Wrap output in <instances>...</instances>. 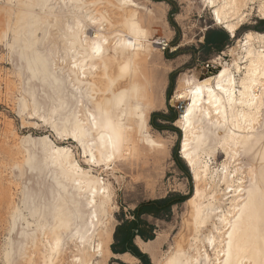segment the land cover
I'll return each instance as SVG.
<instances>
[{
    "label": "bare ground",
    "instance_id": "6f19581e",
    "mask_svg": "<svg viewBox=\"0 0 264 264\" xmlns=\"http://www.w3.org/2000/svg\"><path fill=\"white\" fill-rule=\"evenodd\" d=\"M5 1L11 6L20 5L13 11L12 19L16 24L7 26L15 35L20 28L29 26L25 31L33 38L40 22L57 19L54 14L56 0ZM61 1L72 19L71 24L65 23L66 31H62L68 37L69 51L72 49L69 52L71 61L65 64V60L63 66V61L54 54L33 49L35 40L27 41L31 51L25 58L26 70L40 77L56 93V100L44 115L51 119L55 111L58 116L54 118L61 127L88 129L91 120L88 113L96 105L106 104L114 115L123 117L124 142L111 167L105 166L91 174L81 173L72 166L77 161L63 155L67 145H58L52 140L45 144L39 138L34 142L28 135H23L14 145L24 148L22 163L34 161L38 149L42 163L52 167L56 203L52 202L51 209L50 205L43 206L51 220L42 215L44 220L36 223L47 250L43 264L54 262L52 256L60 251L63 237L68 234L74 244L69 264H107L112 255L109 249L112 228L106 226L103 219L111 205L113 188L99 171L110 169L112 172L115 163L134 170V163L147 157L159 162L158 155L163 151L161 141L148 129L149 113L160 103L138 76L140 66L151 57L154 47L149 41V28L143 25L140 15V10L146 7L136 0L139 7L131 10L121 6L123 0ZM254 2L257 13L264 17V0H203L212 8L214 24L221 25L217 21L219 16L227 24V28H223L231 37L234 32L228 29L236 31L239 28L247 15L244 13L255 8ZM146 14L150 18L153 12L148 10ZM134 25L140 32L138 38L132 34ZM87 26L94 31L88 34ZM129 34L136 41L132 47L125 46L131 42L127 40ZM244 39L248 40L247 44L243 43ZM105 40L109 43L104 44ZM96 44L103 49V58L94 55ZM229 51L231 62L221 65L216 73L196 80L180 78L177 82L175 98L187 100L175 124L183 133L180 155L195 181L194 191L185 201L188 207L185 224L194 239L183 246V235L179 236L169 252L158 258L157 250L164 236L158 234L149 241L138 238L153 264H198L201 258L204 264H212V261L224 264L225 260H229V264L241 261L261 264L264 260L261 255L264 249V226L261 225L264 210V83H261L264 80V31H246ZM120 94H123V104L117 107ZM19 100L22 109L42 111L32 93L30 98L20 96ZM217 151L224 155V160L220 167L212 170L208 158ZM29 210L34 213L32 216L37 213L34 205L29 206ZM17 212L18 208L14 207L11 217ZM25 225H29L26 219ZM33 233L22 231L25 237ZM229 233L233 240L231 256L228 255ZM241 248L246 251H238ZM4 253L9 257V250ZM121 257L126 261L137 260L129 253Z\"/></svg>",
    "mask_w": 264,
    "mask_h": 264
},
{
    "label": "rangeland",
    "instance_id": "374dc122",
    "mask_svg": "<svg viewBox=\"0 0 264 264\" xmlns=\"http://www.w3.org/2000/svg\"><path fill=\"white\" fill-rule=\"evenodd\" d=\"M136 1L146 7L145 10H140V15L143 25L149 28V41L153 42L152 46L154 47L151 57L147 58L143 66H140L138 76L140 81L146 85L147 91L160 103L157 108L149 113L148 129L156 139L161 141L163 151L158 155L159 162H155L152 157H147L134 163V170L125 169L120 163H115L112 172L110 169L107 170L108 172L99 171L101 177L106 178L113 188L111 205L107 208L108 214L103 220H105L106 226L112 228L109 243L111 251L110 245L116 226L124 219H131L132 211L139 203L163 198L170 194L185 196L184 201L171 206L170 213L166 216L157 218L144 214L145 220L154 227V236L151 240H154L158 234L164 236L157 250L158 258H162L169 252L179 236L183 235V246L194 239V234L190 233V229L185 224L188 214L185 201L192 195L195 181L187 162L180 155V141L183 133L182 129L175 124L176 119L182 112L180 105L185 106L187 100L175 98L177 82L180 78L196 80L206 77L216 73L224 63H230L232 55L229 53V49L236 44L237 39L241 38L246 31L263 32L264 17L257 13V3L254 2L252 6L255 8L250 13L247 12L242 24L236 30L240 32V35L235 36L234 33V36L231 37L222 25L214 24L211 14L212 8L205 5L203 0H172V4L167 5L162 0ZM5 2V0H0V264H43L47 250L44 245V237L36 229V223L44 220L42 215L51 220V217L47 216L48 210L43 209V206L50 205L51 209L52 202L56 203V188L51 174L52 167L42 163V156L38 149L35 152L37 154L34 161L30 164L22 163V155L25 153L24 148L19 149L14 144L19 138L28 135V133L24 129L17 131L15 116L18 111L22 110L20 96L30 98V93H32L42 107L44 114L49 111L52 101L56 100L54 90L40 77L32 76L26 70L25 58L31 51L30 48L28 50L29 43L27 41L35 40L33 49H40V52L46 54L50 52V55L52 53L56 56H54L55 58L58 57L63 61L62 65L65 60V64H67L71 61V57H69L71 53L69 52H72V49L70 51L68 49L70 45L64 32L66 31L65 26H67L65 23L70 22L69 24H71L72 19L68 15V9H65L67 8L66 4L61 0H56L55 5H53L57 19L53 21L47 19L46 22H40L36 27L38 30L36 29L33 38H29L25 31L30 29L29 26L20 28L18 35H15L8 28V24H16L12 19L13 11H16L20 5L15 7ZM173 4L175 8H173ZM148 10L153 12L150 18L146 14ZM58 12L61 14L59 15ZM169 13H171V19L174 22L178 23L181 14H184L191 21V24L188 25L189 34L187 35L185 25L179 24V40L175 44L172 42L176 38L175 30L171 34H166V29L169 26L167 19ZM162 16L165 19L161 23ZM10 20H13L14 23H11ZM201 25L203 27H200ZM192 26H196L201 33L199 43L196 42V33L192 31ZM85 31L89 34L94 29L87 26ZM207 31H223L226 33L227 41L222 50L203 46ZM12 35L14 37H11ZM233 39H235L234 44L230 43ZM160 40L168 42L165 50H162L161 46L157 44ZM180 47L189 50L183 52L180 51ZM217 51L219 54L214 56L213 53ZM174 53L178 54L174 55ZM207 62H213L215 65V68L210 72L203 68ZM171 110L176 113L174 121L162 120L158 116L152 119V113L169 115ZM59 113L61 112L59 111ZM56 116L58 115L56 114ZM151 120L159 123L162 129L152 126ZM51 140L58 145H67L66 141L59 140L55 136ZM208 159V163L213 170L217 166L220 167L224 155L217 151ZM33 205L37 212L34 216H32L34 213L29 210V206L32 207ZM14 207L18 208V212L12 218L10 214ZM25 219L29 221L28 227L25 225ZM23 230L33 231L34 233L25 237L22 235ZM68 237L69 234L64 235L60 251L52 256V262L54 261L52 264H69V255L74 252V249L72 250L74 244L72 241L70 242ZM139 239L144 241L141 238ZM139 239H135L134 244L142 253L147 255L149 264H153L149 252L142 250ZM5 250H9V257L4 256ZM122 254L124 253L119 255L112 253L107 260V264L109 262L115 264L116 261H120V264H142L132 254L129 253L137 260L126 261L121 257Z\"/></svg>",
    "mask_w": 264,
    "mask_h": 264
},
{
    "label": "snow or ice",
    "instance_id": "6c2138e0",
    "mask_svg": "<svg viewBox=\"0 0 264 264\" xmlns=\"http://www.w3.org/2000/svg\"><path fill=\"white\" fill-rule=\"evenodd\" d=\"M162 2L167 4H172V0H162ZM125 9H136L139 7L138 3L135 0H123L122 5ZM183 6V5H181ZM246 7V6H245ZM173 8L175 5L173 4ZM247 14L246 12L244 13ZM165 18L161 17V23ZM168 28L166 29V34H171L173 30L176 32V38L172 41L174 44L179 40L180 28L179 24L185 25V33H188V25L191 24V21L184 15L178 18V23L172 21L171 13L168 17ZM217 21L222 25V27L227 28V24L220 20L217 16ZM95 23V22H94ZM200 27H203L201 25ZM133 33L137 38L140 35L139 29L136 26H133ZM192 31L196 33L195 39L199 43L201 33L197 30L196 26H192ZM230 32H234L235 36H239L240 32L235 31L234 29H228ZM264 31V30H262ZM132 34L127 35V40L131 41L126 43L125 46L132 47L136 41L132 40ZM104 44H108L109 41L105 40ZM230 43H235L233 39ZM244 44L248 43L247 39L243 40ZM179 47V45H178ZM189 49L185 47H180V51L186 52ZM94 55L100 58H103V49L99 44H96L93 48ZM178 53H174L176 55ZM218 51L213 53V55H218ZM73 67H76L74 64ZM123 71V70H122ZM221 76L224 73H220ZM251 75H255L252 73ZM264 83V80L261 81ZM115 84V81H113ZM200 89H197L199 92ZM264 100V98H262ZM123 104V94H120V99L117 103V107ZM139 112V109H137ZM55 111L52 112V117L49 118L47 115L39 110L33 109H22L16 113V129H24L28 136L33 138L35 142L36 138L43 141L45 144H48L52 137L55 136L57 139L66 141L67 146L63 149V155L74 159L77 161L76 164L72 165L76 168L77 171L89 174L105 168V166H111L114 162L117 153L121 151V146L124 142V128H123V117L114 115L111 108L106 104H98L95 109L88 113L91 117L90 127L88 129H83L77 126L75 129H70L67 125L61 127V125L55 120ZM143 120V116H141ZM60 149H57L59 152ZM99 153V155H97ZM231 191V189H229ZM261 225L264 226V210L261 214ZM232 233H229L228 239V255L232 254ZM238 251H246V249L241 248ZM261 255H264V249H261ZM111 264V262H109ZM115 264H120V261H116ZM198 264H204V259L201 258L198 261ZM212 264H219L218 261H212ZM224 264H229V260H225ZM243 264V261L240 262ZM261 264H264V260L261 261Z\"/></svg>",
    "mask_w": 264,
    "mask_h": 264
},
{
    "label": "trees",
    "instance_id": "16d2710c",
    "mask_svg": "<svg viewBox=\"0 0 264 264\" xmlns=\"http://www.w3.org/2000/svg\"><path fill=\"white\" fill-rule=\"evenodd\" d=\"M227 41V35L223 31H207L204 36L203 46L214 47L216 50H222ZM152 119L158 116L162 120L174 121L176 118L175 112H170L169 115L163 113H152ZM151 125L157 129H162L159 123L150 121ZM185 196L170 194L163 198L143 201L139 203L132 211L131 219H124L118 224L113 233V242L110 245L114 253H130L138 258L142 264H149V259L145 253H142L134 244L133 239L136 235L140 236L142 240L147 241L153 238V234H146V227L152 229L145 219L141 216L144 214L152 215L160 218L170 213L171 206L175 203L184 201Z\"/></svg>",
    "mask_w": 264,
    "mask_h": 264
},
{
    "label": "built area",
    "instance_id": "2783aa9c",
    "mask_svg": "<svg viewBox=\"0 0 264 264\" xmlns=\"http://www.w3.org/2000/svg\"><path fill=\"white\" fill-rule=\"evenodd\" d=\"M157 44H158L159 46H161V49H162V50H165L166 47L168 46V42H167V41H163V40L158 41ZM203 68H205L206 71L210 72V70H212L213 68H215V65H214L213 62H210V63L207 62V63H205V65H204ZM182 103H183V102H182ZM184 107H185V106H183L182 104L180 105V109H181V111H183Z\"/></svg>",
    "mask_w": 264,
    "mask_h": 264
},
{
    "label": "crops",
    "instance_id": "0c3cea01",
    "mask_svg": "<svg viewBox=\"0 0 264 264\" xmlns=\"http://www.w3.org/2000/svg\"><path fill=\"white\" fill-rule=\"evenodd\" d=\"M144 216L145 215H142L141 217L143 218V219H145L144 218ZM150 224V223H149ZM145 232H146V234H154V227H152V229H149L148 227H146V230H145ZM137 238H141L140 236H138V235H136L135 237H134V239H133V241H134V243H135V239H137ZM142 239V238H141ZM112 242H113V239H112ZM112 251V250H111ZM114 255H116V254H121V253H114V252H112Z\"/></svg>",
    "mask_w": 264,
    "mask_h": 264
}]
</instances>
